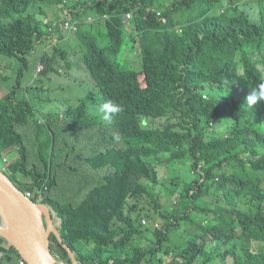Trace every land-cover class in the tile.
Returning <instances> with one entry per match:
<instances>
[{
  "label": "trees",
  "instance_id": "obj_1",
  "mask_svg": "<svg viewBox=\"0 0 264 264\" xmlns=\"http://www.w3.org/2000/svg\"><path fill=\"white\" fill-rule=\"evenodd\" d=\"M41 1L77 21L93 88L59 111L19 96L48 39L43 26L53 45L65 36ZM0 17L11 19H0V55L22 65L0 98V169L56 212L57 260L71 264L66 246L78 264H264V246L252 249L264 243V99L246 102L264 82V0H0ZM129 41L140 45L144 84L135 56H124ZM40 62L58 72L47 51ZM107 102L121 110L105 121L98 109ZM97 121L104 130L90 153L70 146ZM177 164L188 176L161 177L160 167ZM160 185L178 194L175 204H164Z\"/></svg>",
  "mask_w": 264,
  "mask_h": 264
},
{
  "label": "rangeland",
  "instance_id": "obj_2",
  "mask_svg": "<svg viewBox=\"0 0 264 264\" xmlns=\"http://www.w3.org/2000/svg\"><path fill=\"white\" fill-rule=\"evenodd\" d=\"M40 3L45 2L41 1ZM45 4L47 12L50 16V20H62L64 18H67L62 15V10L59 6H57V4ZM29 10L30 12H34L32 9ZM0 19L6 22H9L11 20L10 18L6 17H0ZM43 29L46 31L49 40L47 39L44 41V43L38 45L37 50L31 56L30 71L26 73V77L23 80V88L19 91V96L22 97L26 95V93L28 95L34 96L32 98L34 104L37 105L38 108H42L45 111L64 110L67 102H69V104H76L75 101H70L68 99L84 97L90 89L93 90L91 80L86 73V70L82 68L83 66L81 64L80 53L78 49L80 42L75 38L74 34L71 32H64L65 36L63 41H61V39L56 35L53 39V43L58 44L53 45L51 35H48V29L45 26H43ZM58 46L61 50L65 51V59L60 58L59 55H55L54 47ZM43 51H47L49 58L56 61L58 72L49 74L44 73L45 68L40 62L41 54L43 53ZM128 55L135 56L136 59H132L130 60V62L132 63V65L134 64V70L138 73V77L141 83L144 84V73L141 64H139L141 63L139 43H134L133 41L128 42L126 51L124 53L125 58L126 56L128 58ZM69 64H71V66H69ZM21 67L22 65L19 61L15 59L5 58V56L0 55V76L1 78H6V81H0V98L5 96V94H8L16 85L17 71ZM39 89H41V91H39ZM89 107L92 106L88 105V110L94 111L92 108L89 109ZM91 116L93 117L94 115L91 114ZM93 119L96 121L95 117H93ZM98 122L101 121L94 122L95 125H92L93 131H90L85 136L79 135L78 137H76L72 134L68 138L69 142H71L70 146H74L76 147V149H84V155L90 153L93 149L92 142L95 141L97 136L102 135L101 133H98V131L104 130V128L98 125ZM156 123L157 125H162L167 122L165 119L158 120L153 124L154 127L156 126ZM76 156V153L73 151L71 157L75 158ZM16 157L17 153L9 157L8 164L10 163L11 159ZM0 167L3 168V165H0ZM188 168L189 167L187 166V164H177L175 166L172 165L170 168L160 167L159 172L162 178L168 179L169 177H176L178 175L188 176ZM159 191L161 193H164L162 196V201L165 205H169L170 202H173L175 204V197L178 194L171 195L170 193H167L166 186L163 185H160ZM158 222L162 223V220L159 219ZM55 228L59 232V217L56 214ZM178 232L180 231H175V234H177ZM233 246L234 243L225 248L223 251H231ZM263 246L264 243H252V249L254 252H258L259 249H261ZM234 256L235 258H238L240 256L239 251H235ZM230 263L232 264L233 260H231ZM196 264L202 263L198 262ZM214 264H225V262L221 257H218L216 258Z\"/></svg>",
  "mask_w": 264,
  "mask_h": 264
},
{
  "label": "water",
  "instance_id": "obj_3",
  "mask_svg": "<svg viewBox=\"0 0 264 264\" xmlns=\"http://www.w3.org/2000/svg\"><path fill=\"white\" fill-rule=\"evenodd\" d=\"M0 236L29 264H65L51 253V236L63 243L55 228L53 209L29 198L0 169ZM71 264H78L65 246Z\"/></svg>",
  "mask_w": 264,
  "mask_h": 264
},
{
  "label": "clouds",
  "instance_id": "obj_4",
  "mask_svg": "<svg viewBox=\"0 0 264 264\" xmlns=\"http://www.w3.org/2000/svg\"><path fill=\"white\" fill-rule=\"evenodd\" d=\"M66 2V1H65ZM131 13V12H129ZM132 13H131V17L132 18ZM126 18V17H125ZM129 19H125V21L128 23L130 21ZM67 19V18H66ZM69 20V19H68ZM62 20H60L61 22ZM77 21H73V23H75L76 25ZM71 23V24H73ZM61 26V25H60ZM77 25H76V30H77ZM51 30V29H50ZM76 30H72V29H66L64 32H71V33H75ZM45 52V51H43ZM42 55V54H41ZM259 99H264V82H260L259 85L256 88H252L250 94L247 95L246 97V102L252 106L254 105ZM121 110L119 105L116 104H112L111 102H107V103H103L102 105L99 106L98 112L101 114V118L105 121H108L111 119L112 114L117 113ZM27 195V193H25ZM33 194V193H32ZM29 197V196H28ZM32 197H34V194L32 196H30L29 198L32 199ZM38 202V201H37ZM53 209V208H52ZM55 212V211H54ZM54 218H55V214H54ZM19 259H23L18 258ZM18 263V261H17Z\"/></svg>",
  "mask_w": 264,
  "mask_h": 264
},
{
  "label": "crops",
  "instance_id": "obj_5",
  "mask_svg": "<svg viewBox=\"0 0 264 264\" xmlns=\"http://www.w3.org/2000/svg\"><path fill=\"white\" fill-rule=\"evenodd\" d=\"M83 68V67H82ZM84 69V68H83ZM56 214V212H54ZM57 215V214H56ZM60 232V231H59ZM10 244L8 243H3L0 246V264H17L18 259L16 257H12L9 254H6L5 251L3 250V247L5 249L10 248ZM14 248V247H13ZM15 249V248H14ZM59 261V260H58ZM63 262V261H62Z\"/></svg>",
  "mask_w": 264,
  "mask_h": 264
},
{
  "label": "built area",
  "instance_id": "obj_6",
  "mask_svg": "<svg viewBox=\"0 0 264 264\" xmlns=\"http://www.w3.org/2000/svg\"><path fill=\"white\" fill-rule=\"evenodd\" d=\"M131 17V13H127L126 14V20L127 19H129ZM75 22V21H74ZM73 23V22H72ZM60 25H61V27H63L64 28V30H66V29H68V28H70V29H72V30H76V25H75V23H73V24H71L70 23V21L68 20V19H66V18H64V19H62V21L60 22ZM33 194L31 193V192H28L27 193V196H32ZM17 264H29L26 260H24V259H19L18 260V263Z\"/></svg>",
  "mask_w": 264,
  "mask_h": 264
}]
</instances>
